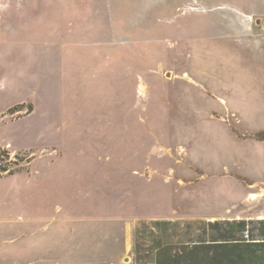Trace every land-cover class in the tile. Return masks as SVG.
Wrapping results in <instances>:
<instances>
[{"label": "rangeland", "instance_id": "1", "mask_svg": "<svg viewBox=\"0 0 264 264\" xmlns=\"http://www.w3.org/2000/svg\"><path fill=\"white\" fill-rule=\"evenodd\" d=\"M262 137L256 0H0V264H136L143 221L264 218Z\"/></svg>", "mask_w": 264, "mask_h": 264}, {"label": "trees", "instance_id": "2", "mask_svg": "<svg viewBox=\"0 0 264 264\" xmlns=\"http://www.w3.org/2000/svg\"><path fill=\"white\" fill-rule=\"evenodd\" d=\"M148 254L150 264H264V218L143 221L134 232L135 263Z\"/></svg>", "mask_w": 264, "mask_h": 264}, {"label": "crops", "instance_id": "3", "mask_svg": "<svg viewBox=\"0 0 264 264\" xmlns=\"http://www.w3.org/2000/svg\"><path fill=\"white\" fill-rule=\"evenodd\" d=\"M256 2L260 3L262 7H264V0H256Z\"/></svg>", "mask_w": 264, "mask_h": 264}, {"label": "water", "instance_id": "4", "mask_svg": "<svg viewBox=\"0 0 264 264\" xmlns=\"http://www.w3.org/2000/svg\"><path fill=\"white\" fill-rule=\"evenodd\" d=\"M258 22H260V20L258 19ZM168 75H170V72H168Z\"/></svg>", "mask_w": 264, "mask_h": 264}]
</instances>
